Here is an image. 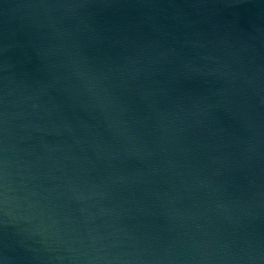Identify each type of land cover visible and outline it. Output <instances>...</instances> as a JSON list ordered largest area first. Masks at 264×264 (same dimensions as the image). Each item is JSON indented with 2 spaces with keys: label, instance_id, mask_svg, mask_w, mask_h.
<instances>
[{
  "label": "water",
  "instance_id": "water-1",
  "mask_svg": "<svg viewBox=\"0 0 264 264\" xmlns=\"http://www.w3.org/2000/svg\"><path fill=\"white\" fill-rule=\"evenodd\" d=\"M0 264H264V0H0Z\"/></svg>",
  "mask_w": 264,
  "mask_h": 264
}]
</instances>
